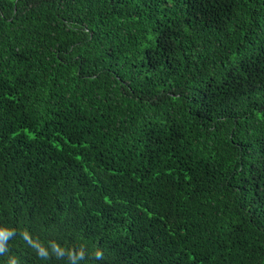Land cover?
<instances>
[{"label": "trees", "instance_id": "1", "mask_svg": "<svg viewBox=\"0 0 264 264\" xmlns=\"http://www.w3.org/2000/svg\"><path fill=\"white\" fill-rule=\"evenodd\" d=\"M0 264H264V0H0Z\"/></svg>", "mask_w": 264, "mask_h": 264}]
</instances>
